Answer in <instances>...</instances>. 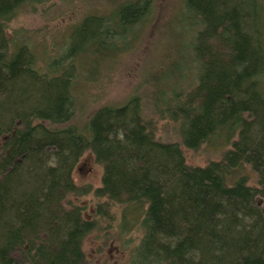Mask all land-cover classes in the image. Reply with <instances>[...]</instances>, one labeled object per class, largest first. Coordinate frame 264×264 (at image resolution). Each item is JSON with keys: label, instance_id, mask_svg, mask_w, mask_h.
<instances>
[{"label": "trees", "instance_id": "1", "mask_svg": "<svg viewBox=\"0 0 264 264\" xmlns=\"http://www.w3.org/2000/svg\"><path fill=\"white\" fill-rule=\"evenodd\" d=\"M45 1L0 0V264L85 263L81 243L95 223L62 203L90 190L71 178L85 150L102 167L93 195L141 217L131 264H264V0H183L186 28L147 76L158 89L150 106L176 124L184 147L229 143L204 166L155 138L137 93L82 124L73 119L69 83L87 56L94 68L126 49L153 0L85 15L56 54L18 30L9 35L19 13ZM178 35L191 55L176 59Z\"/></svg>", "mask_w": 264, "mask_h": 264}, {"label": "rangeland", "instance_id": "2", "mask_svg": "<svg viewBox=\"0 0 264 264\" xmlns=\"http://www.w3.org/2000/svg\"><path fill=\"white\" fill-rule=\"evenodd\" d=\"M115 1L118 0H47L33 7V10L19 13L9 24V35L11 30H18L40 49L46 46L56 54L65 50V40L70 39L72 27L79 26L77 23L85 15L107 12ZM182 1L153 0L149 18L131 36L132 41L126 49L94 68L90 62L92 56H87L86 67L80 70L74 82L69 83L77 88L73 119L82 124L97 107L122 104L131 94L137 93L141 96L146 117L151 119L155 138L179 143L187 164L204 166L209 161L220 159L230 147L229 143L224 146L208 140L197 149L184 147L180 143L176 124L160 119L150 106V103H156L154 98L158 89L146 80L151 72L158 73L168 58L173 32L177 37L176 32L183 34L186 28L185 22H188L190 14L185 10L178 12ZM187 44L188 40L178 35L174 52L176 59L191 55ZM55 66L51 64L50 69ZM48 76L51 77L50 74ZM3 139L1 136L0 146ZM245 170L250 171L249 167ZM250 172L248 182L254 184L255 175ZM71 178L81 191L90 189L79 195L69 194L62 202L66 207H81L82 216L95 223L92 231L82 239L84 264H131L133 251L143 233L141 217L132 214L123 216L122 205L93 195L92 190L101 186L102 167L95 162L90 150H85L79 156L72 168Z\"/></svg>", "mask_w": 264, "mask_h": 264}]
</instances>
